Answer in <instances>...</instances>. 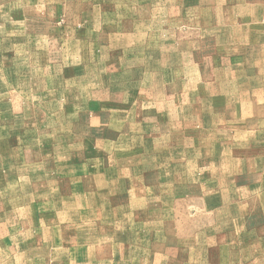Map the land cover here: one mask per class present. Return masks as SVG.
<instances>
[{
    "label": "rangeland",
    "instance_id": "obj_1",
    "mask_svg": "<svg viewBox=\"0 0 264 264\" xmlns=\"http://www.w3.org/2000/svg\"><path fill=\"white\" fill-rule=\"evenodd\" d=\"M0 264H264V0H0Z\"/></svg>",
    "mask_w": 264,
    "mask_h": 264
}]
</instances>
